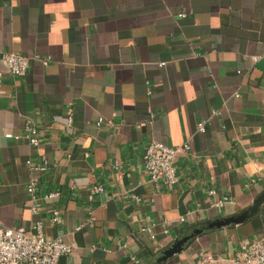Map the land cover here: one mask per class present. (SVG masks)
Instances as JSON below:
<instances>
[{"label":"crops","instance_id":"0c3cea01","mask_svg":"<svg viewBox=\"0 0 264 264\" xmlns=\"http://www.w3.org/2000/svg\"><path fill=\"white\" fill-rule=\"evenodd\" d=\"M7 52L29 57L24 76L6 71ZM0 73V226L41 222L71 245L59 264H145L183 227L264 190V0H0ZM152 140L189 145L171 188L143 170ZM27 160L49 163L34 195ZM261 236L264 204L165 264L230 257Z\"/></svg>","mask_w":264,"mask_h":264},{"label":"built area","instance_id":"2783aa9c","mask_svg":"<svg viewBox=\"0 0 264 264\" xmlns=\"http://www.w3.org/2000/svg\"><path fill=\"white\" fill-rule=\"evenodd\" d=\"M183 16L184 14L181 13ZM6 65V71L16 77L24 76L29 67V57L20 54L7 52L2 55ZM47 63V60L43 62ZM1 76V73H0ZM1 81V78H0ZM70 121V120H68ZM205 120L197 123V130L203 132ZM5 137H12V134H5ZM18 138L19 136H13ZM31 145H37L39 139L35 128L28 127L24 134ZM189 145L184 144L181 148L171 147L161 141H150L143 150L142 165L143 170L150 181L164 188H171L177 182V167L175 157L180 150L188 149ZM26 163L30 165L32 173L26 184V191L34 195L37 189V172L46 171L49 163L43 160L38 164H32L30 160ZM96 192L103 191L101 186L93 188ZM216 191L209 189L208 194L214 195ZM58 191H46L42 194L45 199L58 197ZM135 197V195H132ZM228 201L226 196L217 199L211 204L213 208H221ZM60 219V209H51V222H58ZM153 223H144L140 230L153 234ZM43 225L35 222L30 229L23 226L2 227L0 226V264H59V258L71 252V245L63 240L49 239L44 236ZM200 264H264V236L252 240L243 241L239 244L235 255L230 257H204Z\"/></svg>","mask_w":264,"mask_h":264},{"label":"water","instance_id":"95a60500","mask_svg":"<svg viewBox=\"0 0 264 264\" xmlns=\"http://www.w3.org/2000/svg\"><path fill=\"white\" fill-rule=\"evenodd\" d=\"M262 204H264V190L248 206L234 214L206 218L183 227L168 245L158 250L145 264H165L185 250L198 236L249 221L259 211Z\"/></svg>","mask_w":264,"mask_h":264}]
</instances>
